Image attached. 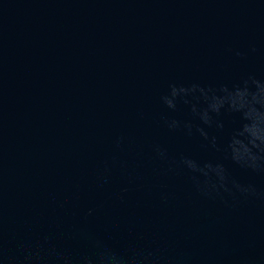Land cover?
<instances>
[{
  "label": "water",
  "instance_id": "1",
  "mask_svg": "<svg viewBox=\"0 0 264 264\" xmlns=\"http://www.w3.org/2000/svg\"><path fill=\"white\" fill-rule=\"evenodd\" d=\"M0 264H264V0H0Z\"/></svg>",
  "mask_w": 264,
  "mask_h": 264
}]
</instances>
